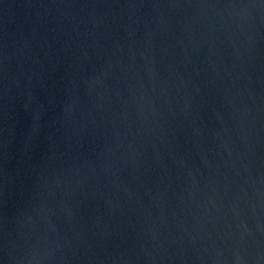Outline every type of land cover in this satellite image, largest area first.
<instances>
[{
  "label": "water",
  "instance_id": "95a60500",
  "mask_svg": "<svg viewBox=\"0 0 264 264\" xmlns=\"http://www.w3.org/2000/svg\"><path fill=\"white\" fill-rule=\"evenodd\" d=\"M0 264H264V0H0Z\"/></svg>",
  "mask_w": 264,
  "mask_h": 264
}]
</instances>
